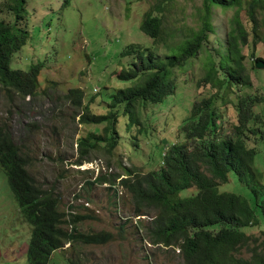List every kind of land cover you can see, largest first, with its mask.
<instances>
[{
    "label": "trees",
    "instance_id": "trees-1",
    "mask_svg": "<svg viewBox=\"0 0 264 264\" xmlns=\"http://www.w3.org/2000/svg\"><path fill=\"white\" fill-rule=\"evenodd\" d=\"M173 1L154 0L141 13L139 31L151 43L130 44L123 50L122 56L131 59L126 68L115 72V77L128 85L108 95L109 110L105 114L92 113L89 104L94 96L82 106L83 91H68L66 98L81 109L80 124H105L101 134L91 131L77 141L81 155L78 162L83 156L89 162V154L102 145L107 155H113L119 145L126 146L124 140H137V129L133 135L131 131L142 123L150 127H156L159 119L164 123L166 106L150 112L146 105L162 104L175 94V69H182L197 58L215 32L213 8L233 9L224 41H219L214 54L206 49L209 55L204 73L195 81L198 95L176 131L175 142L165 149L159 167L143 173L134 167L120 166L121 174L100 175L96 180L108 183L115 195L117 187L122 189L130 197L134 216L148 217L141 226L149 244L176 249L182 264H264V184L262 173L255 167V157L264 145V118L255 111L264 106V71L254 93L240 92L247 87L253 89L245 62L249 57L250 68L255 70L254 63L260 60L254 50L261 38L257 14L264 16V0H201L195 27L175 26L166 20L165 5ZM1 2L11 20L0 19V87L9 94L36 97L41 93L38 81L41 64H32L27 71L11 68L12 58L30 39L28 0ZM68 2L64 1L63 6ZM122 4L124 8L128 6ZM123 10L127 18L128 8ZM243 19H249V29ZM173 35L183 38L170 43ZM249 47L248 55L245 49ZM231 95H235L234 115L223 121L221 111L229 104ZM141 106L145 107L144 117L137 112ZM150 113L153 115L149 121ZM120 117L126 119L125 129H120ZM123 131L127 133L124 140ZM12 139L9 129L0 126V169L23 222L31 228L25 251L27 264H50L53 254L66 245L71 248L75 244L104 245L112 241L110 232L79 231L78 223L89 217L59 209V197L35 183L27 170V156ZM230 173L251 189V202L241 195L218 191L219 185L229 180ZM190 188L197 193L179 197L181 191ZM214 225L219 226L217 230L208 229ZM69 226L71 229L65 228ZM255 233H260L262 239Z\"/></svg>",
    "mask_w": 264,
    "mask_h": 264
},
{
    "label": "rangeland",
    "instance_id": "rangeland-1",
    "mask_svg": "<svg viewBox=\"0 0 264 264\" xmlns=\"http://www.w3.org/2000/svg\"><path fill=\"white\" fill-rule=\"evenodd\" d=\"M64 1L69 2L63 6ZM122 2L128 6L124 8ZM153 2L28 0L30 39L12 58L11 68L27 71L32 64H41L38 78L41 93L33 98L21 97L0 87V126L9 129L12 141L27 156V170L35 183L59 197V209L64 213L89 217L78 223L80 232L105 231L113 235V240L104 245L75 244L71 248L66 245L53 254L50 264H182L176 249L149 244L141 226L148 217L134 216L130 197L118 187L115 195L108 183H99L96 178L121 174L120 166L134 167L143 173L159 167L165 149L175 142L176 131L198 95L195 81L204 73L209 52L214 54L213 49L219 47V41L223 42L230 30L233 9L213 8L215 32L209 36L208 44L197 58L184 68L175 69V94L162 104L146 105L150 112L166 106V121L162 123L159 119L156 127L144 123L134 127L131 134L136 129L138 133L134 141L124 140L127 133L123 131L126 146L119 145L113 155H107L102 145L89 154V162L84 161V156L78 162L81 155L77 141L91 131L101 134L105 124H80L78 113L81 109L66 98L70 89H81L84 93L82 106L94 96L89 104L92 113L105 114L109 110L108 95L128 85L115 77V72L126 68L131 59L122 56L123 50L130 44L147 46L151 43L139 31V24L141 13ZM200 6L201 0H174L165 5L163 15L172 25L195 27L196 10ZM126 8L129 12L127 18L123 10ZM0 9V19L10 21L3 4H0ZM243 23L249 29V19H243ZM257 27L261 38L254 54L264 63V16L260 13L257 14ZM182 38L173 35L168 41L176 43ZM250 52L251 47L245 49L246 54ZM245 66L253 89L247 87L240 92L251 94L261 84L264 68L251 70L249 57ZM204 93L208 94V91ZM234 99L235 95L228 99L229 104L221 111V120L229 121L234 115ZM115 109L120 111L119 107ZM255 111L264 118V106L255 108ZM137 112L144 117L145 107L141 106ZM152 115L150 113L149 121ZM121 120L120 129H125L126 119ZM255 167L262 173L264 184V145L255 157ZM228 178L226 183L219 185L218 191L241 195L251 202V189L240 183L234 173H230ZM196 193L195 188H190L181 191L179 197L188 198ZM218 227L207 228L217 230ZM254 235L262 239L260 233ZM30 237L31 228L23 222L6 176L0 169V264H27L25 251ZM242 256L247 257L243 253Z\"/></svg>",
    "mask_w": 264,
    "mask_h": 264
},
{
    "label": "water",
    "instance_id": "water-1",
    "mask_svg": "<svg viewBox=\"0 0 264 264\" xmlns=\"http://www.w3.org/2000/svg\"><path fill=\"white\" fill-rule=\"evenodd\" d=\"M254 67L256 69H259V70L263 69L264 68V63L262 61H257V62H255Z\"/></svg>",
    "mask_w": 264,
    "mask_h": 264
},
{
    "label": "bare ground",
    "instance_id": "bare-ground-1",
    "mask_svg": "<svg viewBox=\"0 0 264 264\" xmlns=\"http://www.w3.org/2000/svg\"><path fill=\"white\" fill-rule=\"evenodd\" d=\"M259 61V60H258ZM257 62V61H256ZM255 64V63H254ZM256 69V68H255ZM257 70H259V69H257ZM260 70H262V69H260Z\"/></svg>",
    "mask_w": 264,
    "mask_h": 264
},
{
    "label": "clouds",
    "instance_id": "clouds-1",
    "mask_svg": "<svg viewBox=\"0 0 264 264\" xmlns=\"http://www.w3.org/2000/svg\"><path fill=\"white\" fill-rule=\"evenodd\" d=\"M68 228L71 229V226H69Z\"/></svg>",
    "mask_w": 264,
    "mask_h": 264
}]
</instances>
